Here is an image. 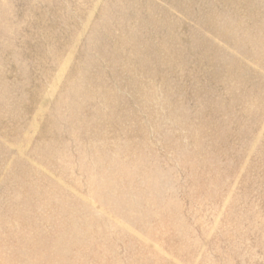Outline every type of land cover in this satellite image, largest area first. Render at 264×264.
Masks as SVG:
<instances>
[{
  "label": "rangeland",
  "instance_id": "rangeland-1",
  "mask_svg": "<svg viewBox=\"0 0 264 264\" xmlns=\"http://www.w3.org/2000/svg\"><path fill=\"white\" fill-rule=\"evenodd\" d=\"M0 264H264V0H0Z\"/></svg>",
  "mask_w": 264,
  "mask_h": 264
}]
</instances>
